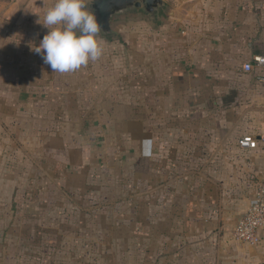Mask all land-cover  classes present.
Segmentation results:
<instances>
[{"label":"rangeland","instance_id":"1","mask_svg":"<svg viewBox=\"0 0 264 264\" xmlns=\"http://www.w3.org/2000/svg\"><path fill=\"white\" fill-rule=\"evenodd\" d=\"M54 3L0 0V264H182L169 255L181 256L186 231L168 226L187 218L180 205L195 198L170 195L166 187L176 181L166 179L163 160L150 166L123 158L116 138L80 128L74 118L90 104L109 111L101 123L139 117L154 79L157 92L174 91L165 84V73L174 71L166 63L178 57L165 52L163 34L178 6L166 3L153 19L127 12L113 34H98L105 43L97 61L61 74L32 50L48 31L39 22ZM247 73L258 81L264 67L253 63ZM188 102L191 110L198 104ZM164 114L153 117L162 141L180 140L168 128H245L248 115L241 109L230 121L224 111L218 125L214 116Z\"/></svg>","mask_w":264,"mask_h":264},{"label":"crops","instance_id":"2","mask_svg":"<svg viewBox=\"0 0 264 264\" xmlns=\"http://www.w3.org/2000/svg\"><path fill=\"white\" fill-rule=\"evenodd\" d=\"M164 3L178 6L171 11V26L167 25L163 34L164 50L167 47L178 57L175 62L166 63L174 71L165 73V84L175 86L174 91L162 95L163 92H157L154 79L148 94L149 107L143 110L145 114L139 113L143 117L101 123L109 118V111L90 104L89 108L85 106L76 112L75 124L80 128H99L107 139L116 138L120 149L117 150L123 158H145L150 166L163 160L166 179L176 181L166 187L170 195L195 198L193 204H188L190 207L180 205L179 212L187 218L168 226L186 231V236L179 239L181 256L170 254L169 261L264 264V241L259 246H250L232 236L233 227L247 210L258 181L264 176V145L243 150L234 139L238 134L242 137L251 133L258 138L264 135V83L244 70L245 62H253L254 56L264 54V0H165ZM157 32L154 31L153 37H157ZM174 39L178 44L170 45L169 41ZM153 67L150 61V69ZM4 82H10L6 76ZM87 101L93 103V99ZM188 101L198 104L191 110ZM241 109L248 113L245 128H168L180 132V140L166 136L162 141L161 128L154 126L153 117L164 113L181 118L214 116L219 125L221 112L226 111L232 121ZM171 209L167 207L166 211Z\"/></svg>","mask_w":264,"mask_h":264},{"label":"clouds","instance_id":"3","mask_svg":"<svg viewBox=\"0 0 264 264\" xmlns=\"http://www.w3.org/2000/svg\"><path fill=\"white\" fill-rule=\"evenodd\" d=\"M39 23L48 31L32 50L52 73L75 72L104 53L100 25L85 0H55Z\"/></svg>","mask_w":264,"mask_h":264},{"label":"built area","instance_id":"4","mask_svg":"<svg viewBox=\"0 0 264 264\" xmlns=\"http://www.w3.org/2000/svg\"><path fill=\"white\" fill-rule=\"evenodd\" d=\"M253 63L264 67V55L254 56L253 62L244 65V70L251 71ZM259 79L264 83V74ZM238 144L243 150L257 149L264 145V135L258 138L255 134H245L239 138ZM232 236L238 242L250 246H259L264 241V176L258 181L247 210L233 227Z\"/></svg>","mask_w":264,"mask_h":264},{"label":"water","instance_id":"5","mask_svg":"<svg viewBox=\"0 0 264 264\" xmlns=\"http://www.w3.org/2000/svg\"><path fill=\"white\" fill-rule=\"evenodd\" d=\"M89 3L103 34L111 33L115 20L130 10H141L156 18L165 5L164 0H89Z\"/></svg>","mask_w":264,"mask_h":264},{"label":"flooded vegetation","instance_id":"6","mask_svg":"<svg viewBox=\"0 0 264 264\" xmlns=\"http://www.w3.org/2000/svg\"><path fill=\"white\" fill-rule=\"evenodd\" d=\"M161 10H162V8H161ZM93 10H92V8L90 7V12H92ZM130 11H132V10H130ZM130 11H129V13H130ZM147 13V12H146ZM148 14V13H147ZM149 16H150V18H152L151 17V15L150 14H148ZM159 16V15H158ZM157 17V16H156ZM113 33V31L111 32V33H109V34H107V35H111Z\"/></svg>","mask_w":264,"mask_h":264}]
</instances>
